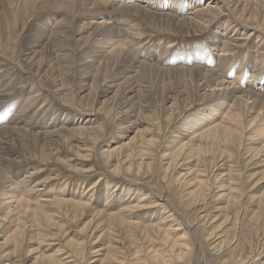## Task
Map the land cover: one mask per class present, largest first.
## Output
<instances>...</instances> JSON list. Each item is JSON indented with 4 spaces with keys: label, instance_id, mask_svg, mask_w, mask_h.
I'll return each instance as SVG.
<instances>
[{
    "label": "rangeland",
    "instance_id": "1",
    "mask_svg": "<svg viewBox=\"0 0 264 264\" xmlns=\"http://www.w3.org/2000/svg\"><path fill=\"white\" fill-rule=\"evenodd\" d=\"M117 1L108 0V12L114 11ZM236 2H240V10L247 7L246 17H250V11L255 9L253 0H203L201 3L205 7L219 3L225 11L222 19L228 17L232 23L236 22L233 26L237 25L241 33L260 34L262 43L263 7L258 26L240 21L231 10L226 12ZM38 6L36 16L21 18L27 25L24 32L20 25L14 27L12 18L3 15L7 17L10 31L17 32L19 41L13 45L4 35L5 24H2L3 16L0 17V108L15 94L9 91V82L13 79L17 94L23 92L13 102L16 107H26L27 99H31L26 114L21 116L31 118L37 114L45 117V130L54 124L61 127V122L67 130L48 138L17 136L12 131L2 134L0 190L10 185L6 176L20 177L17 182L20 193L17 199L0 207V264H264V154L256 156V151L239 149L238 145L222 153L226 144L216 142L213 154L199 156L200 141L191 144L190 139H185L192 132L184 128L185 120L216 101L208 100L205 104L191 101L192 106L187 109L189 100L177 98L183 105L179 108L177 104L179 109L173 111L177 97L173 95L172 102L162 107L161 91L165 87L175 90L185 84H181L182 79L179 84L175 77L168 80L165 72L138 71L132 80L139 87L155 90L157 95L155 92L138 95L136 100L128 102L122 96L115 97L112 91L94 104L95 88L107 79L115 62H108L105 52L94 53L105 66L100 68L97 81L94 78L91 90L81 91V49L73 53L75 58L70 55L61 59V65L67 68L61 77L54 48L56 38L51 37L54 41L50 39L48 60L43 63L52 67H44L46 75L42 80L33 77L22 63V54L43 34L39 25L49 14L50 17L71 16L66 10L56 11L40 3ZM128 14L119 12L111 16L123 25L125 35L132 34L128 30L132 32L135 27L143 32L140 38L130 36L140 43L138 50L135 49L136 56L152 60L156 48L170 46L163 50L168 53L161 59L163 63L169 57L170 62L178 63L182 58L173 57L184 49L188 50L185 57L191 64L195 60L191 58V49L200 44L202 49H209L215 26L221 21L212 18L202 34L190 33V36L160 31L149 24L153 20L147 22L136 14ZM69 18L72 22L66 26L70 30L74 19ZM121 32L120 37L124 36ZM245 37L236 38H242L243 44H247L241 47L234 43L236 52L229 57L242 60L249 45ZM127 61L123 54L119 62ZM67 75L73 77L68 80ZM227 76L232 82V74ZM245 81L248 78L234 85L240 88ZM61 84L67 89L65 93L69 91L74 99L54 93V85L60 88ZM126 112L133 116L129 121L122 118ZM64 115L72 117L71 122L64 121ZM74 119L79 123L90 120L91 124L73 126ZM90 125L97 129L92 130ZM203 144L206 147L205 141ZM2 158L7 165L10 162L9 169ZM225 169L231 170L234 181L239 182L237 202L227 194L226 173H221ZM201 181L205 184L202 194ZM26 186L29 187L21 191ZM4 192H0V199H4ZM23 199L31 201L29 207L21 203ZM149 226H152L150 231Z\"/></svg>",
    "mask_w": 264,
    "mask_h": 264
},
{
    "label": "bare ground",
    "instance_id": "2",
    "mask_svg": "<svg viewBox=\"0 0 264 264\" xmlns=\"http://www.w3.org/2000/svg\"><path fill=\"white\" fill-rule=\"evenodd\" d=\"M150 1L119 0L114 5V11L108 12L106 9V4L109 3L108 0H0V17L8 15L14 20V27L16 28L17 25H20L22 32H24V29L26 28L25 26L27 25L23 23L21 18L27 17L28 15L30 18L36 16L40 9L38 3H40L43 7H45V5H49L56 9V11L66 10L71 14V16L67 17H65L66 15L63 17L60 15L50 17L51 15L49 14V17L47 16L45 22L39 25V27L43 29V34L40 35L37 41L33 42V45L27 47L22 54V63L30 69L33 77L42 80L44 75H46L44 67L45 69L52 67V65L47 66V64H45L48 60L47 55L49 47L52 45L50 43V39H52L51 37L56 38L55 43H57V45L54 48L56 49V53L59 58L58 63L60 65L61 77L67 70L65 66L61 65V59L70 57V55L73 56V53L77 52L76 50L81 49L82 54L79 62V71L82 74L80 81H83V85L80 88L81 91L91 90L92 85L94 84V78L97 81V77L100 75V68L105 66L104 62L97 59L94 53L99 51V55H101L105 52L108 55V62H115L116 65L111 70L107 79L103 81L99 87L95 88V93L93 94L94 104L97 103L98 99L105 98L112 91H114L115 97L122 96L128 102L136 100L138 95H146L150 93L154 95L155 90L149 91L139 87L138 85L133 84L132 80L138 71H156L158 73L165 72L168 80H173L175 77L178 79L177 81L182 79V85L184 83L185 84L183 87L180 86L175 90L163 87L165 91H161L164 97L162 100V107H166V103L172 102L173 95L177 96L176 100L173 102V104H176L172 109L173 111H176L180 108V105H183V101L177 98H182V100L186 98L185 100H189V104L186 105L187 109L189 106H192L191 101L198 100V102H203L204 104L208 100L216 101V103H211V105L208 104L209 106L185 120L184 128L187 132L192 131L185 139H190L189 143L191 144L200 141L201 146L198 148L199 156L207 153L213 154L214 143L216 142L226 144L222 153H226L227 149H230V147H233L234 145H238L239 149L244 147V150L249 148V151H256V156L264 154V86H261L262 81L264 83V38L261 43L263 36L257 33L250 35H248L247 32L241 33L238 30L239 28L237 25L233 26L236 22L232 23L228 17H224V19H222L225 11H223L224 9L219 6V3L213 6L208 5L205 7V4L203 5V3H201L203 0H197L194 3L192 0H165L161 2L156 0ZM253 2L255 4V9L250 11V17H246V11L248 10L247 7L240 10V2L239 4H237V2L234 3L231 7L232 9H228L226 12L231 10V12L233 11V13L239 17L240 21L254 22L259 26V22L261 20L260 11L261 7L264 9V0H253ZM56 11H54V13ZM119 12L124 14L127 13V15H129L128 13L136 14L137 16L146 19L147 22L153 20V22H150L149 24L154 25L156 28L160 29V31L174 34L179 33L190 35V33L195 34L201 31L204 32L207 25H210L212 18L218 21L220 19L221 21L215 26L216 32L214 31L215 33H213L211 43L208 46L209 49H202V44L191 49V58L195 59L191 64L187 63L189 58H186L185 55L188 50L184 49H181L177 55L173 57L182 58V60H179L178 63L170 62V57L168 60L166 59L167 62L163 63L161 62V59L165 57L167 53V51H163L165 47L156 48L154 58L152 60L147 58V56H136L140 43L132 40V37L130 38V36H138L137 38H140V36L144 34L142 31L139 32L138 28L135 27L132 29V32L131 30H128V32L132 34L127 33L128 35H125L126 32L124 31V33L122 31L123 25H121V23L119 24L118 21H115L114 17L111 16V14ZM69 17L74 19L72 23L73 28L70 25V30L67 28L68 26H66L72 22ZM262 18L264 21V16ZM2 24H5L4 28L6 31L4 32V35L6 39L10 40L12 45L17 43L19 41L17 38V32L10 31L6 16L2 17ZM123 24L127 26V24ZM261 26L264 31V22ZM209 29H211V27ZM121 31L124 33V36L120 37L119 33ZM122 32L121 34H123ZM238 36H246L245 38L248 40L247 42H249L242 60H240L241 57L234 59L229 57L231 54L234 55L236 52L233 45L234 43L241 47L247 44H243L244 40H240L242 38L237 40L236 38ZM52 41L54 40L52 39L51 42ZM171 46H173V44H171ZM169 47L170 46H167L166 48L168 49ZM135 49L137 50L135 51ZM123 54L124 57L129 59V61L125 63L119 62ZM142 59H144V61ZM208 61H211V63L207 64ZM208 66H213L214 68H209ZM33 69H35L34 72H32ZM92 70L93 72L91 73ZM230 73L233 76V78H231L233 79L232 82L227 80L229 79L227 74ZM10 76L11 78L13 77L12 75ZM69 76L70 75H67L68 80L73 77L70 76L69 78ZM242 78H248V81L242 83V86L238 88L234 85V83L240 84V82H242ZM173 83L174 82L172 81L170 84ZM175 86L176 85H174V88H176ZM63 87H65L63 84H61L60 88L57 85H54V88L56 89L54 93L59 96L72 97V95H70L71 93L68 94L69 91L67 94L65 93L67 89L66 87ZM9 91L14 92L15 94L11 97V101L9 103H6L0 108V139L3 138V133L7 134L10 131L14 132L17 136L23 134L26 136H45V138H48L54 134L67 130L66 125H62V122L61 127H57L54 124L53 127L45 130V117L41 118L37 114L31 118L21 116L20 114L22 113L26 114V107L29 106L28 103L31 102V99H27L28 103L26 104V107L18 108L13 102L16 100L15 98L20 96L23 92L20 91V93L17 94L18 88H16V81L13 79L9 82ZM157 94L158 92H155V95ZM72 98L74 99V97ZM74 102L76 103L75 100ZM177 104L179 105V108L176 107ZM63 117L64 121L65 119L70 121L72 118H69V116L66 115ZM131 117L133 116L126 112L122 118L125 121H129ZM119 121H121V123H125L122 119ZM83 123L84 122L79 123L77 119L72 120L73 126H80L79 124ZM88 124H91L90 120L84 123L86 126ZM90 128L92 130L97 129L96 127L93 128L91 125ZM204 141L206 147H204ZM183 142L184 141H181L180 143L183 144ZM1 145L2 142H0V146ZM2 160L6 164L4 158H2ZM9 164L10 162H8V165L6 164L7 169H9ZM221 173H226L224 178L227 179V186H229V193L227 194L233 202H237V193H239L237 191L240 189H238L239 182L236 183V181H234L235 176L231 170L225 169ZM19 178L20 177L11 178L6 176V180L10 181V185L5 189L1 188L0 190V192L5 191L4 199H0V207H2L3 204H8L17 199V194L20 193L17 185ZM204 186V182L202 183L201 181V194L203 193ZM28 187L29 186H26L21 191ZM6 190L9 193H7ZM21 203L25 204L26 207H29L31 201L23 199ZM135 227L145 230L142 226L135 225ZM151 227H147L149 231ZM157 229L159 228L157 227ZM167 240L169 241L170 239L167 238ZM156 257L158 258V256Z\"/></svg>",
    "mask_w": 264,
    "mask_h": 264
}]
</instances>
